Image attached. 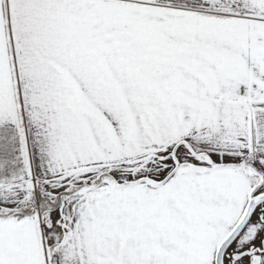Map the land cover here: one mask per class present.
Listing matches in <instances>:
<instances>
[{"label": "snow or ice", "instance_id": "snow-or-ice-1", "mask_svg": "<svg viewBox=\"0 0 264 264\" xmlns=\"http://www.w3.org/2000/svg\"><path fill=\"white\" fill-rule=\"evenodd\" d=\"M0 264H264V0H0Z\"/></svg>", "mask_w": 264, "mask_h": 264}]
</instances>
